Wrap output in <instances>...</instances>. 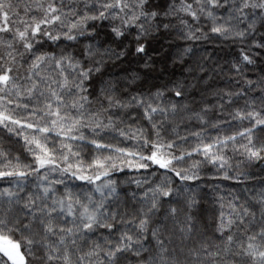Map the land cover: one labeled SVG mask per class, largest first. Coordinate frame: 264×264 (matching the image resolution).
Returning <instances> with one entry per match:
<instances>
[{"label": "snow or ice", "instance_id": "6c2138e0", "mask_svg": "<svg viewBox=\"0 0 264 264\" xmlns=\"http://www.w3.org/2000/svg\"><path fill=\"white\" fill-rule=\"evenodd\" d=\"M0 264H264V0H0Z\"/></svg>", "mask_w": 264, "mask_h": 264}]
</instances>
